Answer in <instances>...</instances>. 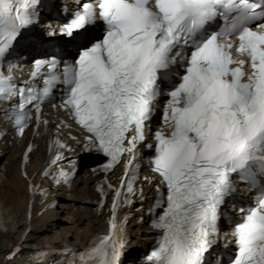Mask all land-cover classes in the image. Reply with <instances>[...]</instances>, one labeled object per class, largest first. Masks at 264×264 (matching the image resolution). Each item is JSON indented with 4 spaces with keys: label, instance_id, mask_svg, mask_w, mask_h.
<instances>
[{
    "label": "bare ground",
    "instance_id": "bare-ground-1",
    "mask_svg": "<svg viewBox=\"0 0 264 264\" xmlns=\"http://www.w3.org/2000/svg\"><path fill=\"white\" fill-rule=\"evenodd\" d=\"M20 164L21 156L12 150L7 152L5 166L0 162V253L18 249L38 250L59 242L79 246L87 243L93 233L101 229L102 219L82 204L84 197L92 193L89 184L86 190L80 188L82 182L70 196L64 192L56 194L64 201L61 212L52 210L38 216L41 207H36L33 218L29 220L26 214L28 190L20 175ZM35 170L36 166H32L31 171ZM53 193L47 192L45 198L50 199Z\"/></svg>",
    "mask_w": 264,
    "mask_h": 264
}]
</instances>
